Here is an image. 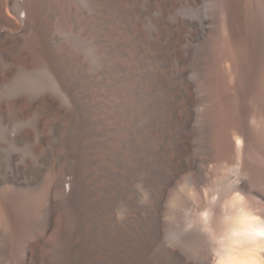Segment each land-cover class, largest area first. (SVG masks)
Segmentation results:
<instances>
[{"label":"bare ground","instance_id":"6f19581e","mask_svg":"<svg viewBox=\"0 0 264 264\" xmlns=\"http://www.w3.org/2000/svg\"><path fill=\"white\" fill-rule=\"evenodd\" d=\"M181 2L0 0V264H264V0Z\"/></svg>","mask_w":264,"mask_h":264},{"label":"rangeland","instance_id":"374dc122","mask_svg":"<svg viewBox=\"0 0 264 264\" xmlns=\"http://www.w3.org/2000/svg\"><path fill=\"white\" fill-rule=\"evenodd\" d=\"M182 2H181V4H184V2H185V0H181ZM184 1V2H183ZM184 7H182V8H180V10H178L177 11V14H178V16H179V18H183V15H184V13L182 12V10L181 9H183ZM200 231L203 233L204 231L202 230V229H200ZM169 239L170 240H172V241H174V239L173 238H171V237H169ZM205 242H209V240L207 239V238H204L203 239ZM207 245H205L204 247H200L199 248V256H198V258L199 257H201V256H203V254H204V252L208 249L207 247H206ZM181 247V246H180ZM182 252H184V253H186L187 254V252L185 251V249L183 248V247H181V248H179Z\"/></svg>","mask_w":264,"mask_h":264}]
</instances>
